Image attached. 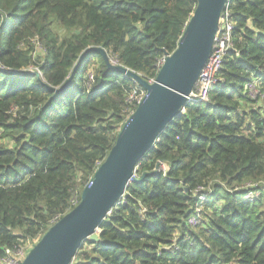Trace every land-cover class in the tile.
Listing matches in <instances>:
<instances>
[{
	"label": "trees",
	"instance_id": "trees-1",
	"mask_svg": "<svg viewBox=\"0 0 264 264\" xmlns=\"http://www.w3.org/2000/svg\"><path fill=\"white\" fill-rule=\"evenodd\" d=\"M227 3L234 28L217 82L138 159L144 179L127 184L98 240L84 239L71 264H264V0ZM195 5L0 0V258L29 249L79 202L136 108L129 95L144 94L96 51L83 56L63 92L51 88L90 46L153 80ZM206 184L201 222L191 226L194 190ZM247 192L257 193L248 200Z\"/></svg>",
	"mask_w": 264,
	"mask_h": 264
},
{
	"label": "water",
	"instance_id": "water-1",
	"mask_svg": "<svg viewBox=\"0 0 264 264\" xmlns=\"http://www.w3.org/2000/svg\"><path fill=\"white\" fill-rule=\"evenodd\" d=\"M227 2L196 0L176 48L165 55L151 82L125 66L112 63L101 47L90 46L79 54L68 78L59 87L51 88L55 93L63 92L83 56L96 51L109 69L131 77L144 94L120 126L107 156L82 188L79 202L47 227L19 264H71L84 239L98 240L99 223L122 197L127 184L141 182L147 174L136 175L138 159L153 145L166 125L184 111L187 96L211 53Z\"/></svg>",
	"mask_w": 264,
	"mask_h": 264
},
{
	"label": "built area",
	"instance_id": "built-area-1",
	"mask_svg": "<svg viewBox=\"0 0 264 264\" xmlns=\"http://www.w3.org/2000/svg\"><path fill=\"white\" fill-rule=\"evenodd\" d=\"M228 3L226 4L223 12L221 13L219 26L213 40L212 50L206 63L202 67L194 88L187 96V102H199L204 101L207 98L208 92L212 89L213 85L217 82V73L221 67L223 56L231 44V32L234 28V23L227 11ZM164 57L158 61V66L162 63ZM114 63L113 60H111ZM152 80H149L151 82ZM141 92L142 89L140 88ZM254 87H251V95L255 94ZM143 95V92H142ZM142 96H137L133 91L129 97V101L135 100L137 103ZM163 168V166H162ZM253 187H257V183L252 184ZM196 195V204L191 210L190 216L187 218V222L191 226H196L201 222L202 208L205 202L208 201L211 193L210 184L200 185L194 190ZM257 192H247L245 197L248 200L254 199ZM29 244H25L21 247L14 249H6L5 256L0 258V264H19L24 255L28 251Z\"/></svg>",
	"mask_w": 264,
	"mask_h": 264
}]
</instances>
